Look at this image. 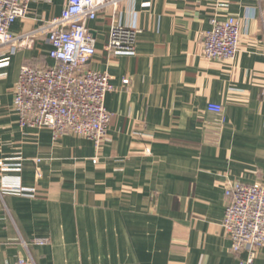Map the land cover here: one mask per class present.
I'll return each mask as SVG.
<instances>
[{
	"label": "crops",
	"instance_id": "0c3cea01",
	"mask_svg": "<svg viewBox=\"0 0 264 264\" xmlns=\"http://www.w3.org/2000/svg\"><path fill=\"white\" fill-rule=\"evenodd\" d=\"M66 2L30 0L12 31L39 28ZM214 16L239 19L234 60L203 55ZM115 21L138 31L136 54L106 50ZM87 27L96 49L88 67L116 87L106 95L113 118L100 148L20 124L13 99L21 67L53 64L44 33L0 67V159L20 167L0 168V186L20 178L36 190L0 193V262L239 264L223 226L226 189L264 186V0H124ZM211 102L223 111H209ZM255 264H264V248Z\"/></svg>",
	"mask_w": 264,
	"mask_h": 264
},
{
	"label": "built area",
	"instance_id": "2783aa9c",
	"mask_svg": "<svg viewBox=\"0 0 264 264\" xmlns=\"http://www.w3.org/2000/svg\"><path fill=\"white\" fill-rule=\"evenodd\" d=\"M124 0H67L62 13L46 20L30 32L16 34L12 25L28 13L30 0H0V67L10 63V56L19 50L32 48L41 32L50 45L48 57L53 64L35 68L21 67L14 88V109L22 126L48 128L55 139L73 133L92 140L100 148L108 138L113 113L106 108L108 92L116 90L109 73L92 70L88 63L96 53L95 37L87 22L97 18L105 8L116 14ZM137 30L112 22L106 50L111 54L134 55ZM239 19L213 17L203 36V55L208 59L234 60L240 50ZM130 83L129 78L123 85ZM264 95V90H263ZM208 110L217 114L222 104L209 103ZM2 171L20 167L0 159ZM35 188L25 187L20 178H4L1 194L34 197ZM226 210L223 221L231 240V250L239 257V264H255L257 252L264 248V186L233 182L226 189ZM46 243L45 238L34 240ZM246 253V257H241ZM36 264L32 257L18 258L14 263Z\"/></svg>",
	"mask_w": 264,
	"mask_h": 264
},
{
	"label": "trees",
	"instance_id": "16d2710c",
	"mask_svg": "<svg viewBox=\"0 0 264 264\" xmlns=\"http://www.w3.org/2000/svg\"><path fill=\"white\" fill-rule=\"evenodd\" d=\"M28 65H31V66H33V67H35V68H40V67H43V66H46V65H50L48 62H41V63H39V64H32V63H28Z\"/></svg>",
	"mask_w": 264,
	"mask_h": 264
}]
</instances>
